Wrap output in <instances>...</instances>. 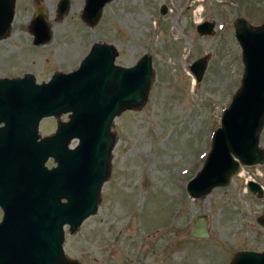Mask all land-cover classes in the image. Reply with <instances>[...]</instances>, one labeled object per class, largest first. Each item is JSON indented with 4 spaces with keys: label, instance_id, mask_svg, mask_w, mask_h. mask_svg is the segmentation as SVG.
Segmentation results:
<instances>
[{
    "label": "rangeland",
    "instance_id": "1",
    "mask_svg": "<svg viewBox=\"0 0 264 264\" xmlns=\"http://www.w3.org/2000/svg\"><path fill=\"white\" fill-rule=\"evenodd\" d=\"M35 1L14 0L10 28L0 37V75L30 71L35 80H46L55 70L76 67L95 40L114 43L115 61L123 65L150 52L154 70L144 104L114 118L110 178L102 184L98 210L75 232L66 227L65 253L83 264H124L139 245L144 257L155 249L160 264H228L237 249H262L264 162L241 165L226 186L200 197H191L186 183L202 165L241 82L233 21L242 15L261 23L264 0H109L92 25L81 16L85 0H69L61 15L58 0H41L51 37L37 44L29 28ZM203 19L214 21L211 32L197 31ZM203 56L206 67L196 80L189 65ZM259 144L264 148V125ZM249 179L262 185L261 195L248 189ZM198 213L208 216L209 237L189 234Z\"/></svg>",
    "mask_w": 264,
    "mask_h": 264
},
{
    "label": "water",
    "instance_id": "2",
    "mask_svg": "<svg viewBox=\"0 0 264 264\" xmlns=\"http://www.w3.org/2000/svg\"><path fill=\"white\" fill-rule=\"evenodd\" d=\"M107 1L85 0L82 18L94 24ZM68 7L69 0H59L58 14ZM165 10L163 5L161 11ZM13 15L14 0H0V37L10 28ZM233 23L243 61L241 82L212 132L202 165L186 183L191 197L226 186L243 164L264 162V148L259 144L264 125V21L253 24L240 15ZM213 25L214 21L204 19L196 28L208 33ZM29 28L36 44L51 37L47 9L41 0L35 1ZM117 54L114 43L95 40L77 67L57 70L48 80L36 81L30 71L0 77V120L25 122L27 125L16 128L33 131L28 140L0 142V184L9 188L2 186L0 192H9L12 197L8 206H3L0 221V264H83L64 251V224L74 232L97 211L102 184L110 177L117 138L112 129L114 118L125 109L142 106L154 78L150 52L144 51L130 65L115 63ZM206 63V56L190 63L196 80L201 79ZM62 111L69 113L68 120L59 123L48 141L58 148L64 177L56 187L58 194H54L31 146L44 142L36 141L39 120L59 116ZM62 136L63 143L58 140ZM72 136H77L79 143L68 148ZM247 187L262 194V185L254 179L247 181ZM62 195L67 198L65 202L60 201ZM258 220L263 222V215ZM189 234L195 238L210 236L206 213L196 214ZM228 264H264V248L238 249Z\"/></svg>",
    "mask_w": 264,
    "mask_h": 264
},
{
    "label": "flooded vegetation",
    "instance_id": "3",
    "mask_svg": "<svg viewBox=\"0 0 264 264\" xmlns=\"http://www.w3.org/2000/svg\"><path fill=\"white\" fill-rule=\"evenodd\" d=\"M21 75H18V74L0 75V77L1 76H21ZM48 116H53L55 118L52 120H45L44 118H46L47 116H44L38 122L36 141L37 142L44 141V142L41 144L33 143L31 148L34 150L35 160L37 162V165L43 166L48 176L49 180H47V185L50 184L51 191L54 192V194H58V190L56 189V187H58L60 179L64 180L62 171L60 169V164H61L60 159L58 158L60 155L58 152V148L54 144V142L53 141L48 142V141H49V138H51V135L56 132L59 123L68 120L69 113L62 111L59 114V116H56V115H48ZM19 125L23 126L27 124L25 122L19 123L18 121H13V120L11 121L0 120V142L3 141V142L11 143V142H14L15 140H21V139L28 140L29 138H31L33 131L30 129L16 128V126H19ZM1 128H4V130H2ZM58 140H61V142L63 143L64 136H62V138L58 137ZM78 143H79V138L77 136H72L68 140L67 147L74 148L75 146L78 145ZM9 145L10 144H7L4 147L8 148ZM111 170H112V160H111ZM2 186H4V188H8V185L6 184H0V188ZM45 193H46V189H45ZM30 196L33 197L34 195L30 193ZM11 198L12 197L9 192H0V221L3 218V213H4L3 206L4 205L8 206L7 202ZM66 200L67 198L64 195L60 196L61 202H65ZM66 227L68 228V231L70 232L68 224H64V229H66ZM64 234L66 235V231L64 232ZM112 249L113 248H107L105 250H112ZM134 250L137 251L136 254L127 253L128 255L125 257L126 262L124 264H160V262L157 259H155L158 257L157 252L154 251L155 249L149 250L148 253L146 254V257H144V254L139 253L140 252L139 245L135 247ZM146 259L149 262L146 263L145 261ZM110 264H117V263H110Z\"/></svg>",
    "mask_w": 264,
    "mask_h": 264
},
{
    "label": "bare ground",
    "instance_id": "4",
    "mask_svg": "<svg viewBox=\"0 0 264 264\" xmlns=\"http://www.w3.org/2000/svg\"><path fill=\"white\" fill-rule=\"evenodd\" d=\"M241 172V171H240Z\"/></svg>",
    "mask_w": 264,
    "mask_h": 264
}]
</instances>
